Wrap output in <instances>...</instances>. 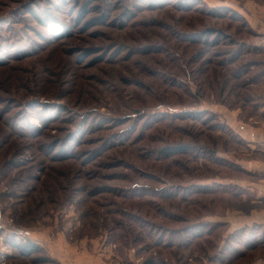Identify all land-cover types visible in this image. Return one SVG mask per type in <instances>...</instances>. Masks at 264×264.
<instances>
[{
	"label": "rangeland",
	"instance_id": "rangeland-1",
	"mask_svg": "<svg viewBox=\"0 0 264 264\" xmlns=\"http://www.w3.org/2000/svg\"><path fill=\"white\" fill-rule=\"evenodd\" d=\"M263 40L264 0H0V264H264L223 114Z\"/></svg>",
	"mask_w": 264,
	"mask_h": 264
},
{
	"label": "crops",
	"instance_id": "crops-1",
	"mask_svg": "<svg viewBox=\"0 0 264 264\" xmlns=\"http://www.w3.org/2000/svg\"><path fill=\"white\" fill-rule=\"evenodd\" d=\"M260 43L264 45V42ZM254 44L257 46L258 43ZM223 112L226 124L231 126L240 141L247 143L249 151L247 161L239 164L250 178L246 182L243 181L245 184H241L240 181L234 183L240 189L247 190V203L254 207H251L243 216L235 215L233 219L234 229L238 231L242 227H250L252 224L264 226V149L260 148L257 143L262 132H264V119L254 120L253 123V117L242 118L238 111L228 112L224 110Z\"/></svg>",
	"mask_w": 264,
	"mask_h": 264
},
{
	"label": "built area",
	"instance_id": "built-area-1",
	"mask_svg": "<svg viewBox=\"0 0 264 264\" xmlns=\"http://www.w3.org/2000/svg\"><path fill=\"white\" fill-rule=\"evenodd\" d=\"M258 145L264 149V135L261 137V139L258 142ZM13 220L10 219L6 214L4 210V206L0 201V228H7V227H12L14 230L12 232L18 236V237H24L26 236V233L22 229H18L15 226L13 227Z\"/></svg>",
	"mask_w": 264,
	"mask_h": 264
},
{
	"label": "trees",
	"instance_id": "trees-1",
	"mask_svg": "<svg viewBox=\"0 0 264 264\" xmlns=\"http://www.w3.org/2000/svg\"><path fill=\"white\" fill-rule=\"evenodd\" d=\"M171 151V152H170ZM167 150L166 153H168L170 155V153L176 151V150ZM33 249V245L30 244V243H27L25 246H24V251H31Z\"/></svg>",
	"mask_w": 264,
	"mask_h": 264
}]
</instances>
